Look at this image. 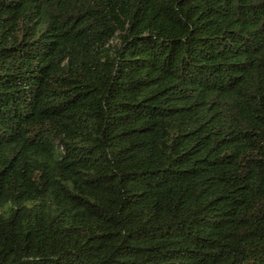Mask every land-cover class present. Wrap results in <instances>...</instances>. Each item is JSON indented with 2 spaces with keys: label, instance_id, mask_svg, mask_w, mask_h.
I'll list each match as a JSON object with an SVG mask.
<instances>
[{
  "label": "trees",
  "instance_id": "obj_1",
  "mask_svg": "<svg viewBox=\"0 0 264 264\" xmlns=\"http://www.w3.org/2000/svg\"><path fill=\"white\" fill-rule=\"evenodd\" d=\"M0 264H264V0H0Z\"/></svg>",
  "mask_w": 264,
  "mask_h": 264
}]
</instances>
